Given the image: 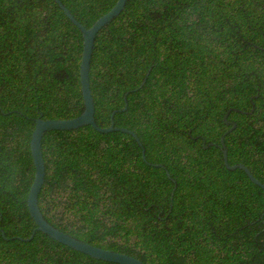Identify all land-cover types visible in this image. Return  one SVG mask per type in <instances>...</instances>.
I'll return each instance as SVG.
<instances>
[{"label": "trees", "instance_id": "1", "mask_svg": "<svg viewBox=\"0 0 264 264\" xmlns=\"http://www.w3.org/2000/svg\"><path fill=\"white\" fill-rule=\"evenodd\" d=\"M115 1L62 0L86 27ZM82 40L56 0H0V264H120L24 239L35 118L82 111ZM89 81L96 122L142 146L46 130L45 218L146 264H264V190L220 139L226 114L229 164L264 183V0H127L96 33Z\"/></svg>", "mask_w": 264, "mask_h": 264}, {"label": "water", "instance_id": "2", "mask_svg": "<svg viewBox=\"0 0 264 264\" xmlns=\"http://www.w3.org/2000/svg\"><path fill=\"white\" fill-rule=\"evenodd\" d=\"M126 1L127 0H116L108 11L100 15L89 27H86L74 16L70 9L62 2V0H56L58 5L64 11V13L81 30L83 37L82 52L79 66L80 86L83 97V109L78 115L69 118H43L41 116L35 118V125L30 137V150L34 164V177L29 187L26 202L28 210L32 218L34 219L36 226L32 230L31 234L24 239L31 238L35 230H41L49 236L55 238L56 240L96 258L113 261L120 264H146L144 261L132 254L95 245L89 241L80 239L56 227L45 218L38 205V194L45 179V163L42 154L41 139L46 130L70 129L81 126L83 124H91L95 129L99 131L122 129L130 132L142 146L141 142L139 141V137L133 130L126 127L115 126L113 120H111V123L108 126H101L96 122L94 115V101L89 81L90 60L92 56L96 33L106 22L110 21L124 8ZM124 108L125 106L123 107V109ZM114 111L115 110H113L112 113H114ZM224 120L226 122L231 123V126L221 135L220 138L223 160L225 165L230 169L236 167L242 168L250 177V179L255 183L259 184L264 190V183L261 182L258 178H256L244 163L237 162L234 164H229L227 159V148L225 146L223 137L224 134L235 125V122L227 121L226 114L224 115ZM142 156L143 158H145L144 149H142Z\"/></svg>", "mask_w": 264, "mask_h": 264}]
</instances>
